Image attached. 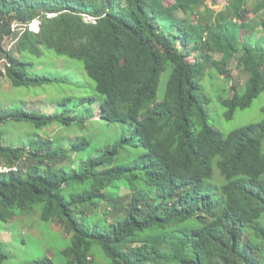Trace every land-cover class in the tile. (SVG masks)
<instances>
[{
    "label": "trees",
    "instance_id": "1",
    "mask_svg": "<svg viewBox=\"0 0 264 264\" xmlns=\"http://www.w3.org/2000/svg\"><path fill=\"white\" fill-rule=\"evenodd\" d=\"M173 1L166 6L164 0H0V59H5L4 76L10 84L64 83L62 78L30 75L33 64L28 58L47 51L80 60L101 98L97 115L105 123L129 124L135 145L143 150L139 163L129 151L115 166L118 155L131 145L121 138L72 168L71 155L84 151L89 140L65 146L34 139L12 146L0 133V164L17 166L0 172V221L7 222L16 210L30 213L38 206L43 221L62 224L71 234L70 245L62 250L68 264L91 261L95 243L110 264H264V202L258 203L264 200V106L260 122L223 137L206 122L207 99L200 98L206 71L214 68L221 74L229 60L228 54L220 60L213 57L214 23L226 24L222 38L230 52L242 45L240 31L250 43L258 25L249 19L245 0H231L228 15L209 8L199 12L207 1L216 0ZM204 14L213 21L204 23ZM190 15L198 20L191 21ZM35 18L41 20L37 32L26 28L19 36L20 31L11 30L12 22L26 26ZM16 37L13 47L5 49V39ZM241 48L239 66L248 78L243 93L231 86V95L222 101L227 120L264 92V43ZM168 62L170 75L158 101L159 76ZM82 120L24 109L0 114V126L14 121L38 129ZM214 168L223 180L218 198L206 185ZM125 180L129 193H108ZM85 183L82 191L70 192L71 186ZM145 188H153L155 197ZM101 203L107 204L103 224L81 221ZM189 219H197L200 226L187 224ZM249 232L252 247L245 243ZM1 244L0 264H5ZM24 264L54 262L43 257Z\"/></svg>",
    "mask_w": 264,
    "mask_h": 264
},
{
    "label": "rangeland",
    "instance_id": "2",
    "mask_svg": "<svg viewBox=\"0 0 264 264\" xmlns=\"http://www.w3.org/2000/svg\"><path fill=\"white\" fill-rule=\"evenodd\" d=\"M231 0H216L214 3L207 1L199 12L204 9H212L215 13L224 12L228 15V5ZM173 0H164L166 6L172 5ZM243 3V2H242ZM243 5L248 10V17L252 22L258 25L250 38L253 47H260L264 43V0H245ZM179 18L182 14L177 15ZM230 16V14H229ZM190 20L196 22L198 19L194 15L189 16ZM211 17L204 14L202 21L204 23L213 21ZM89 19V18H88ZM224 22L214 23L215 37L219 49L216 48V54L213 55L215 60H220L225 54L229 55L226 71L218 74L214 68H209L205 76L200 81V98L205 97V109L207 114L206 122L215 127L224 137L230 131L242 126L260 122L263 119L262 107L264 106V92L255 98L251 105L245 109H237L231 119H226L224 114L226 108L222 101L231 95V86H236L240 93L245 91V83L248 78L247 72L239 66V58L243 52L241 46L245 45L244 39H241L242 32L238 33V41L241 46L236 48L234 52H230L222 35L225 27ZM18 32V30H16ZM249 38L248 36H245ZM244 37V38H245ZM259 39V40H258ZM176 47L181 50L182 46L178 41L174 42ZM249 43V42H248ZM247 43V44H248ZM194 38L191 40L189 51L191 55L189 60L193 61L195 54L193 50ZM13 47L11 39H5L4 48ZM18 56V55H17ZM33 64L30 67V75L40 74L50 77L65 79L64 83H55L38 87H13L5 76L0 79V114H7L13 109H24L28 112L39 115L51 114H70L74 118L83 117L82 121H74L69 125L61 123H53L40 129L24 122L7 121L0 126V133L3 134L5 142L12 146L28 145L34 139L55 140L61 144L70 145L80 139L89 140L88 147L81 152H75L71 155V163L73 168L86 160L89 156H93L101 152L107 146H113L115 142L121 138H125L131 142L128 150L125 149L118 155V159L114 163L115 166L121 164L128 158L129 151L134 155L133 162L139 163L142 159L143 150L135 145L136 138L133 136V129L127 123L113 121L105 123L97 112L99 111L100 96L95 90V83L85 73L83 62L77 59L57 56L52 51H47L40 58H28ZM170 64H166L162 70L156 97L158 101H162L165 94L167 81L170 75ZM71 98L70 101L62 104V100ZM144 111V110H143ZM264 149V145L262 147ZM68 163V162H67ZM69 165V164H68ZM223 183L222 178L214 168L211 179L207 182V186L214 190L216 197L219 195V186ZM87 186L85 184L73 185V191L80 192ZM118 187L110 188V194L129 193L127 181L118 182ZM143 186V185H142ZM119 187H121L119 189ZM151 197L154 196L153 188H145ZM113 191V192H112ZM264 200L259 201L262 203ZM107 204H99L96 210L99 213L106 209ZM219 209V208H218ZM95 210L87 213L82 217L83 222L88 224L97 222L103 224V216L99 215ZM110 219L115 218L112 216ZM120 217H117L119 219ZM187 224L194 227L200 226L197 219H189ZM264 224V220L262 222ZM246 237V244L250 247L254 245V237ZM3 235L7 238L4 241ZM71 234L67 233L62 224L43 221L40 218V209L38 206L30 213H23L16 210L15 215L8 219L7 222L0 221V242L1 249L6 253L7 259L5 264H24L26 262L49 257L54 264H68L67 258L62 254V250L70 245ZM261 237L258 238L260 240ZM257 240V239H256ZM244 241V239H243ZM127 242H130L128 240ZM264 247V246H263ZM91 261L85 264H110L101 248L95 243L89 251ZM251 256V255H250ZM193 257V255H192Z\"/></svg>",
    "mask_w": 264,
    "mask_h": 264
},
{
    "label": "built area",
    "instance_id": "3",
    "mask_svg": "<svg viewBox=\"0 0 264 264\" xmlns=\"http://www.w3.org/2000/svg\"><path fill=\"white\" fill-rule=\"evenodd\" d=\"M41 22L40 18H35L32 21H30L26 26L24 25H19L16 22H12L11 23V30L12 31H20L19 36L24 32V30L26 28H28L29 30H32L34 32H37L39 30V23ZM12 44L15 43V41L18 39V37H16L15 39H12ZM9 50V49H8ZM4 66H5V59H0V75H5V70H4ZM11 170H17V166H10V165H6V164H0V172H9Z\"/></svg>",
    "mask_w": 264,
    "mask_h": 264
},
{
    "label": "crops",
    "instance_id": "4",
    "mask_svg": "<svg viewBox=\"0 0 264 264\" xmlns=\"http://www.w3.org/2000/svg\"><path fill=\"white\" fill-rule=\"evenodd\" d=\"M214 32H215V31H214ZM215 33H216V32H215ZM250 36H251V35H250ZM241 39H244V40H245V43H243V44H245V45L251 44V43H248V42H249L248 38H246V37H245V38H244V37L242 38V36H241ZM251 39H252V38H251ZM258 40H259V39H258ZM215 42H216V48L219 49V44H218L217 40H215ZM247 43H248V44H247ZM215 54H216V52H215ZM242 55H243V52H242V54H241L239 60L241 59ZM239 64H240V63H239ZM72 168H73V166H72ZM101 204H102V203H101ZM105 206L107 207V205H105ZM98 208H99V206H98ZM98 208H97V209H98ZM97 209H96V210H97ZM96 210H95V211H96ZM96 212H97L99 215L103 216V217H104V215L107 213V212H106V209H105L103 212H100V213H99L98 211H96ZM110 220H111V219L109 218L108 221H110ZM108 221H107V222H108ZM3 238H4V239H3L4 241H7V238L5 237V235H3Z\"/></svg>",
    "mask_w": 264,
    "mask_h": 264
},
{
    "label": "water",
    "instance_id": "5",
    "mask_svg": "<svg viewBox=\"0 0 264 264\" xmlns=\"http://www.w3.org/2000/svg\"><path fill=\"white\" fill-rule=\"evenodd\" d=\"M39 27H40V23H39Z\"/></svg>",
    "mask_w": 264,
    "mask_h": 264
}]
</instances>
